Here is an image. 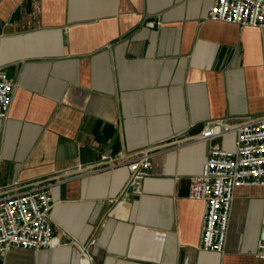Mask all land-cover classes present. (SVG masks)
I'll list each match as a JSON object with an SVG mask.
<instances>
[{
    "label": "crops",
    "instance_id": "crops-1",
    "mask_svg": "<svg viewBox=\"0 0 264 264\" xmlns=\"http://www.w3.org/2000/svg\"><path fill=\"white\" fill-rule=\"evenodd\" d=\"M216 0H0V195L49 185L58 244L0 264H264V190L240 187L223 252L189 197L211 145L205 123L264 115V29L209 18ZM152 153L130 184L102 155ZM85 251L87 252L85 254Z\"/></svg>",
    "mask_w": 264,
    "mask_h": 264
},
{
    "label": "built area",
    "instance_id": "built-area-1",
    "mask_svg": "<svg viewBox=\"0 0 264 264\" xmlns=\"http://www.w3.org/2000/svg\"><path fill=\"white\" fill-rule=\"evenodd\" d=\"M208 16L264 29V0H216ZM13 87L8 74L0 70L1 119L8 116ZM228 135L235 136L232 146L225 148L218 141L213 143L202 171L191 178L189 186V197L206 205L201 244L204 250L212 252L224 251L236 190L240 187L264 190V115L209 120L195 140L222 139ZM118 165L129 169L131 185L140 183L152 173V153L138 152L125 162L105 154L94 163L77 166L76 170ZM52 207L49 185L0 195V254L20 248L39 250L56 246ZM260 247L264 249L263 242Z\"/></svg>",
    "mask_w": 264,
    "mask_h": 264
},
{
    "label": "bare ground",
    "instance_id": "bare-ground-1",
    "mask_svg": "<svg viewBox=\"0 0 264 264\" xmlns=\"http://www.w3.org/2000/svg\"><path fill=\"white\" fill-rule=\"evenodd\" d=\"M82 264H90V261L88 260V259H84L83 261H82Z\"/></svg>",
    "mask_w": 264,
    "mask_h": 264
},
{
    "label": "water",
    "instance_id": "water-1",
    "mask_svg": "<svg viewBox=\"0 0 264 264\" xmlns=\"http://www.w3.org/2000/svg\"><path fill=\"white\" fill-rule=\"evenodd\" d=\"M263 239H264V234H263Z\"/></svg>",
    "mask_w": 264,
    "mask_h": 264
}]
</instances>
